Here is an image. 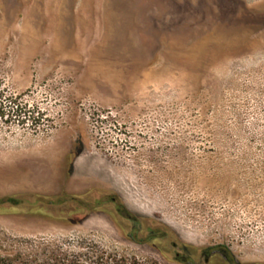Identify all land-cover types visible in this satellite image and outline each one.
I'll use <instances>...</instances> for the list:
<instances>
[{
    "label": "rangeland",
    "instance_id": "1",
    "mask_svg": "<svg viewBox=\"0 0 264 264\" xmlns=\"http://www.w3.org/2000/svg\"><path fill=\"white\" fill-rule=\"evenodd\" d=\"M0 86V253L264 264V0H0Z\"/></svg>",
    "mask_w": 264,
    "mask_h": 264
},
{
    "label": "trees",
    "instance_id": "2",
    "mask_svg": "<svg viewBox=\"0 0 264 264\" xmlns=\"http://www.w3.org/2000/svg\"><path fill=\"white\" fill-rule=\"evenodd\" d=\"M8 92L0 86V120L8 123V115L4 106V98L7 99ZM10 98L14 96L10 95ZM8 97V98H9ZM116 202L118 212L125 219L132 221L137 227L133 229L130 238L138 243L153 242L159 238L165 239L166 236L174 233L166 228L150 229L149 236L145 239L140 238L142 229H138L140 217L131 213L125 204L119 199H112ZM22 200L14 197L0 199V206L4 204L20 205ZM178 243H174L176 248ZM31 248L23 246L22 249L16 251H3L0 253V264H160L151 259H140L137 256L123 255L118 252L107 251L101 246L86 241L78 243V246L73 248H64L61 245H45V243L32 245ZM186 254H177L173 261L180 264H197L198 249L190 245L182 244ZM218 251L229 262V264H240L237 262L231 251L223 246L207 248L200 250V256L208 258L213 252Z\"/></svg>",
    "mask_w": 264,
    "mask_h": 264
},
{
    "label": "flooded vegetation",
    "instance_id": "3",
    "mask_svg": "<svg viewBox=\"0 0 264 264\" xmlns=\"http://www.w3.org/2000/svg\"><path fill=\"white\" fill-rule=\"evenodd\" d=\"M213 253H219L218 251H215V252H213ZM221 254V253H220ZM206 261H207V259H206ZM238 262V261H237Z\"/></svg>",
    "mask_w": 264,
    "mask_h": 264
}]
</instances>
